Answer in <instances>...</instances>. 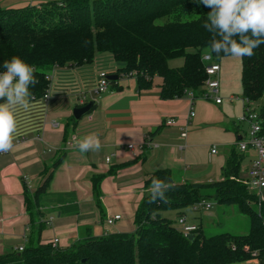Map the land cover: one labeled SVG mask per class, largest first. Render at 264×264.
Returning <instances> with one entry per match:
<instances>
[{
	"label": "trees",
	"instance_id": "1",
	"mask_svg": "<svg viewBox=\"0 0 264 264\" xmlns=\"http://www.w3.org/2000/svg\"><path fill=\"white\" fill-rule=\"evenodd\" d=\"M209 12L200 0H61L37 7L0 6V72L3 62L13 56L32 65L39 83L29 91L32 101H39L54 68L91 65L95 57L108 55L119 64L113 75L134 77L137 88H148L154 77L161 78L162 100L201 98L207 78L201 56L211 39L203 25ZM254 53L240 58V86L248 102L262 101L257 114L264 134V44ZM175 58L182 60L181 66L169 67L168 61ZM108 85L118 89L116 80ZM241 158L231 153L221 180L207 184L174 183L168 170L152 172L145 187L153 177L175 185L166 194L168 203H150L148 194L136 209L132 233L87 236L68 248L42 243L39 237L45 224L43 209L54 207L57 217L78 213L73 193L48 192L57 159L33 193L23 182L25 210L36 236L21 252L0 256V264H232L250 259L264 264V200L249 193L239 179ZM100 180L101 176L92 178L95 192ZM208 199L235 206L248 218V232L207 237L199 226L188 240L161 216L165 210L197 211L194 207Z\"/></svg>",
	"mask_w": 264,
	"mask_h": 264
},
{
	"label": "crops",
	"instance_id": "2",
	"mask_svg": "<svg viewBox=\"0 0 264 264\" xmlns=\"http://www.w3.org/2000/svg\"><path fill=\"white\" fill-rule=\"evenodd\" d=\"M60 1L0 0V6L37 7ZM117 67L119 64L108 55L95 57L91 65L56 67L48 103L32 101L29 111H20L14 147L0 155V256L35 238L36 227L25 210L23 182L33 193L42 174L57 159L60 162L48 192L73 193L78 205L74 216L57 217L54 207L42 210V221L50 222L40 229V240L47 243L55 238L59 248H68L87 236L132 233L136 209L149 194L144 182L156 170H168L174 183L217 182L226 160L235 152L241 155L240 169L246 174L253 152L241 153L236 146L247 134V125L237 121L241 99L228 95L218 105L202 98L191 100L188 95L162 100L161 78H153L148 88H137L132 76H119L118 89L109 87L103 94H94L98 72L113 75ZM78 93H83L93 107L74 122L70 117ZM190 111L194 116L188 119ZM52 120L60 126L50 127ZM168 120L173 121L171 125L165 124ZM90 133L99 134L102 148L81 153L73 146V137ZM128 144L133 150L126 148ZM97 176L101 180L95 192L92 178ZM116 215L120 219L107 225L106 219ZM180 217L185 219L181 213L177 219ZM185 224L203 230L201 222L195 225L185 219ZM239 264L258 262L250 259Z\"/></svg>",
	"mask_w": 264,
	"mask_h": 264
},
{
	"label": "clouds",
	"instance_id": "3",
	"mask_svg": "<svg viewBox=\"0 0 264 264\" xmlns=\"http://www.w3.org/2000/svg\"><path fill=\"white\" fill-rule=\"evenodd\" d=\"M210 9L203 27L211 34L208 52L202 59L223 54L236 58L252 57L254 50L264 44V0H200ZM0 72V153L14 147L19 133L20 111L32 108L30 86L39 81L35 68L21 57L13 56L3 62ZM73 146L81 153L98 152L102 144L98 133L83 138L73 137ZM175 185L153 177L149 186V202L168 203L167 192Z\"/></svg>",
	"mask_w": 264,
	"mask_h": 264
},
{
	"label": "built area",
	"instance_id": "4",
	"mask_svg": "<svg viewBox=\"0 0 264 264\" xmlns=\"http://www.w3.org/2000/svg\"><path fill=\"white\" fill-rule=\"evenodd\" d=\"M203 56V55H202ZM203 63H205L204 71L206 74V80L203 84V91L201 98L206 101H212L214 104L218 105L221 103V97L219 95V83L215 79V76L217 75L219 71V66L217 64H207L206 62L209 60L202 59ZM55 69V68H54ZM53 69V70H54ZM52 70V71H53ZM52 71L48 74V81L49 86L48 89L44 92L41 101L44 105H46L50 99V86L52 81ZM97 81L95 83L93 93L96 95L105 93L110 82L108 80L109 74L105 71H99L97 75ZM229 100H234V98H230ZM74 107L75 108H81L84 107L87 104L86 97L83 93H78L74 97ZM242 102V114L238 118V123H243L247 125V134L246 136L237 142V149L239 152L243 153L248 150H251L253 152V157L250 162V166L246 172L248 181L252 188L260 190L264 189V134L261 133V127H260V120L258 117V114L251 111L249 106L250 102H248L245 98L241 99ZM194 116V113L192 111L189 112L188 119H191ZM172 120H168L165 122L167 125L172 124ZM50 127L52 128H58L60 124L57 121H50L49 122ZM181 137H185V134H182ZM17 143L20 141H16ZM149 143L146 145L148 146ZM152 145V144H149ZM68 147H73L71 144H69ZM126 148L128 150H133V146L131 144L126 145ZM214 149L211 151V153H214ZM7 153V152H6ZM6 153H0V155L6 154ZM106 162L109 161V159L105 160ZM194 208H205L209 209L210 206L205 204V202L198 203ZM120 216H112L108 219H106V224L111 225L116 220H119ZM50 219L45 222V224H49ZM178 225L180 226L179 231L184 235L192 234L197 230L196 226L192 225H186L184 217H180L178 219ZM52 246H57L58 240L52 239L51 241ZM17 252H21L23 250L22 246H19L15 249Z\"/></svg>",
	"mask_w": 264,
	"mask_h": 264
},
{
	"label": "rangeland",
	"instance_id": "5",
	"mask_svg": "<svg viewBox=\"0 0 264 264\" xmlns=\"http://www.w3.org/2000/svg\"><path fill=\"white\" fill-rule=\"evenodd\" d=\"M208 52L203 50L202 55ZM207 64H217L219 66V71L215 76V79L219 83V95L221 98H225L228 95L235 96L242 99L241 86H240V58L227 56L221 58L220 60L209 59ZM182 60L180 58H175L168 61V66L176 68L181 66ZM156 79V77H154ZM262 105V101L257 100L251 102L249 108L251 111L258 113ZM240 116L242 114V109L240 103ZM246 125H243L245 128ZM244 160V159H243ZM244 165L243 162L241 164ZM238 177L243 181L249 193L255 194L259 199L264 200V189H254L251 187L247 175L240 169ZM205 204L209 205V209L201 208L197 211H192L189 208H184L180 210H165L161 215L172 222L173 227L180 226L177 224V218L179 213L185 216L186 221H192L195 225L200 224L203 228V233L205 236H213L221 233H230L233 235H244L248 232L249 222L246 216L239 214L235 206H223L218 205L212 199L205 201ZM212 219V223L208 220ZM241 263V262H240ZM239 264V263H232Z\"/></svg>",
	"mask_w": 264,
	"mask_h": 264
},
{
	"label": "water",
	"instance_id": "6",
	"mask_svg": "<svg viewBox=\"0 0 264 264\" xmlns=\"http://www.w3.org/2000/svg\"><path fill=\"white\" fill-rule=\"evenodd\" d=\"M117 77L114 76V75H109L108 76V80L109 81H113V80H116ZM0 102H3L2 100H0ZM93 107V103L92 102H89L87 103L84 107H81V108H73L72 110V117L75 119V120H79L82 116L86 115ZM188 240H192L193 239V236L191 234H188L185 236Z\"/></svg>",
	"mask_w": 264,
	"mask_h": 264
}]
</instances>
